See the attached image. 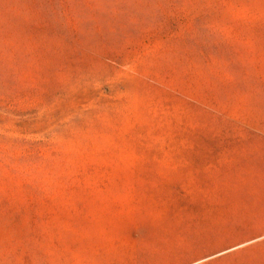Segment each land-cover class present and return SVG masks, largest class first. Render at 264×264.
<instances>
[{"label": "rangeland", "instance_id": "374dc122", "mask_svg": "<svg viewBox=\"0 0 264 264\" xmlns=\"http://www.w3.org/2000/svg\"><path fill=\"white\" fill-rule=\"evenodd\" d=\"M0 264H264V0H0Z\"/></svg>", "mask_w": 264, "mask_h": 264}]
</instances>
